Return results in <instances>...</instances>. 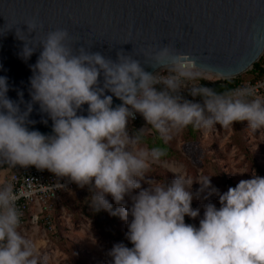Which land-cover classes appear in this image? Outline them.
<instances>
[{
    "label": "clouds",
    "instance_id": "1",
    "mask_svg": "<svg viewBox=\"0 0 264 264\" xmlns=\"http://www.w3.org/2000/svg\"><path fill=\"white\" fill-rule=\"evenodd\" d=\"M24 25L27 33L39 29L35 20ZM23 33L20 28L15 33L25 42L21 58L27 61L37 48L41 51L29 65L27 103L22 91L18 100L10 99L8 78L0 76V162L46 169L81 188L89 186L95 212L105 210L127 222L125 236L132 246L115 244L108 252L110 264H264V177L253 171L251 178L220 193L212 186V175L192 179L170 168L177 174L171 182L149 180V187L142 188L140 180L165 152L142 147L141 135L128 131L138 113L166 141L188 126L227 129L246 121L255 132L264 129V96L250 87L218 93L201 86V79H210L205 70L168 46L150 57V65L167 74H153L121 52L116 61L84 46L74 54L64 29L48 32L35 45ZM185 88L202 102L185 99L180 94ZM113 97L121 103L113 106ZM34 104L46 114L41 123L51 120V134L30 129L36 123L29 119ZM194 180L199 191L218 194L220 204L204 205L198 226L185 222L186 216H200V208L192 207ZM21 195L31 193L0 183V264H40L34 243L19 230L22 213L16 202ZM109 195L120 207L113 209Z\"/></svg>",
    "mask_w": 264,
    "mask_h": 264
},
{
    "label": "water",
    "instance_id": "2",
    "mask_svg": "<svg viewBox=\"0 0 264 264\" xmlns=\"http://www.w3.org/2000/svg\"><path fill=\"white\" fill-rule=\"evenodd\" d=\"M28 20L38 22L36 34L27 33ZM19 28L33 45L64 29L74 54L84 46L116 61L121 52L150 73L161 68L150 65L151 54L168 46L224 80L251 69L264 52V0H0V76L8 78V97L16 101L22 91L27 103L29 65L41 49L23 60L25 42L15 34ZM120 103L113 97V106ZM42 117L47 118L34 104L29 119L36 123L30 129L51 134V120L44 124Z\"/></svg>",
    "mask_w": 264,
    "mask_h": 264
},
{
    "label": "rangeland",
    "instance_id": "3",
    "mask_svg": "<svg viewBox=\"0 0 264 264\" xmlns=\"http://www.w3.org/2000/svg\"><path fill=\"white\" fill-rule=\"evenodd\" d=\"M216 80L217 76L204 73ZM254 78L249 69L233 78ZM129 135H141V146L150 149L147 141L160 139L170 153L151 165L147 175L140 180L141 187H149V180L171 182L177 174L169 171L178 168L192 179L201 175H212V186L220 193L228 190L241 179L251 178L252 172L264 177V129L253 132L247 122H234L232 127L223 128L219 124L211 130H195L191 126L165 140L160 133L143 120L128 127ZM243 171L238 174L236 172ZM201 185L194 180L192 207L200 208L197 218L185 217L198 226L203 215V206L212 203L219 207L218 194L209 195V189L199 191ZM139 189L133 191V195ZM113 209L120 207L107 196ZM89 186L79 187L76 183L70 191L60 197L58 206L52 213L53 231L41 225H28L24 231L35 245L40 264H110L108 252L117 243L131 247L126 239L127 222L118 215L111 216L105 210L95 212L91 205ZM127 207L131 200L125 197ZM131 217H129V220Z\"/></svg>",
    "mask_w": 264,
    "mask_h": 264
},
{
    "label": "built area",
    "instance_id": "4",
    "mask_svg": "<svg viewBox=\"0 0 264 264\" xmlns=\"http://www.w3.org/2000/svg\"><path fill=\"white\" fill-rule=\"evenodd\" d=\"M156 73L167 74L166 70L162 68L153 72V74ZM188 86L190 87L191 83ZM155 87L160 89L163 85H156ZM245 87L253 88L257 94L264 96V77L238 78L235 80L230 92ZM180 94L185 99L202 102L201 97H192L187 88L182 89ZM143 120V117L137 113L135 119L130 120L128 126L130 127ZM0 183L13 184L14 190L18 193H31L30 196L21 195L16 202L22 213L19 229L22 234H24L28 225H41L45 230L52 232V213L58 206L62 193L72 190L75 185V182L71 181L70 178L57 177L46 169L38 170L34 166L21 167L19 165L11 167L7 162H0Z\"/></svg>",
    "mask_w": 264,
    "mask_h": 264
},
{
    "label": "trees",
    "instance_id": "5",
    "mask_svg": "<svg viewBox=\"0 0 264 264\" xmlns=\"http://www.w3.org/2000/svg\"><path fill=\"white\" fill-rule=\"evenodd\" d=\"M249 72L254 78L264 77V52L262 53L261 57L256 62L253 63ZM200 83L202 86L212 88L218 93H229L235 83V80H232V79H224V80L201 79ZM147 145L150 149L153 147H159L163 149V151L165 152L164 156H167L170 153L169 147L165 143H163L160 139L154 142L149 140L147 141ZM186 221L190 223L189 220H186Z\"/></svg>",
    "mask_w": 264,
    "mask_h": 264
},
{
    "label": "bare ground",
    "instance_id": "6",
    "mask_svg": "<svg viewBox=\"0 0 264 264\" xmlns=\"http://www.w3.org/2000/svg\"><path fill=\"white\" fill-rule=\"evenodd\" d=\"M157 70H158V69H156L155 71H157ZM155 71H154V72H155Z\"/></svg>",
    "mask_w": 264,
    "mask_h": 264
}]
</instances>
